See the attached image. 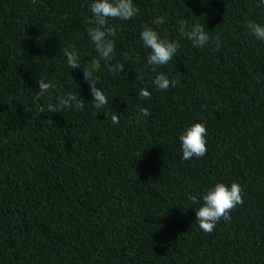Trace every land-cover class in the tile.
Masks as SVG:
<instances>
[{
    "label": "trees",
    "instance_id": "trees-1",
    "mask_svg": "<svg viewBox=\"0 0 264 264\" xmlns=\"http://www.w3.org/2000/svg\"><path fill=\"white\" fill-rule=\"evenodd\" d=\"M90 2L0 0V264H264V42L246 30L264 22V8L135 0L136 17L109 20L110 63L124 64L109 72L87 38ZM158 15L161 35L181 45L157 67L177 81L166 92L152 88L139 39ZM185 23L203 26L210 44L193 47ZM73 44L119 125L92 107L82 68L67 67L61 49ZM40 77L53 92L39 94ZM59 90L78 93L85 110L49 112ZM195 121L206 126L207 152L183 161L177 134ZM233 181L243 204L204 233L189 196Z\"/></svg>",
    "mask_w": 264,
    "mask_h": 264
},
{
    "label": "clouds",
    "instance_id": "clouds-1",
    "mask_svg": "<svg viewBox=\"0 0 264 264\" xmlns=\"http://www.w3.org/2000/svg\"><path fill=\"white\" fill-rule=\"evenodd\" d=\"M256 3L257 7L264 8V0H256ZM89 10L92 18L88 21L90 26L86 28L88 40L98 54L99 60L105 63L109 72H115L117 68L121 71L124 64L114 66L113 63H110L113 61L116 52L117 28L109 26V20L129 21L139 14L140 8L135 0H91ZM165 23L166 17L158 15L152 20L151 25H143L139 33L142 45L149 50L146 65L151 71L156 72L151 80V86L162 92L168 91L170 87H175L177 81L163 72H157V67L168 65L177 55L181 46L177 40L161 35L159 28ZM246 30L256 41L264 42V22L249 20ZM180 34L186 36L195 48H204L211 41L209 32L199 24L191 26L186 23L182 24ZM61 51L69 69L82 68L81 55L74 44L62 48ZM125 58L127 57L125 56ZM99 66V62H96L95 67L98 69ZM82 70L83 79L89 85L92 96V107L98 113H104L105 119H110L112 125H119L118 115L103 111L109 105V97L100 86L97 87L100 84V76L94 74L90 68L84 67ZM35 82L38 84V92L41 96L54 91L52 82L46 77L37 78ZM138 96L142 100H149L151 91L147 88H141ZM47 108L51 113H62L65 110L83 112L85 101L79 97L78 93L59 90L55 91V100L53 103H49ZM140 116L142 118L149 117V108L142 107ZM177 135L180 143L181 160L188 161L193 157L199 159L205 156L207 152V129L202 122H191ZM189 200L192 205H198L195 210L196 224L204 233H211L221 220L231 221L230 211L244 202L243 189L235 181L227 184L216 182L205 192L190 195Z\"/></svg>",
    "mask_w": 264,
    "mask_h": 264
}]
</instances>
